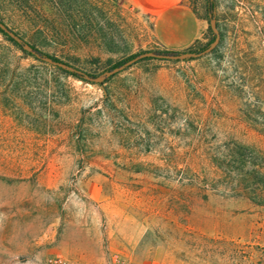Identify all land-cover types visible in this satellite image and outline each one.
I'll return each instance as SVG.
<instances>
[{"label": "rangeland", "instance_id": "obj_1", "mask_svg": "<svg viewBox=\"0 0 264 264\" xmlns=\"http://www.w3.org/2000/svg\"><path fill=\"white\" fill-rule=\"evenodd\" d=\"M182 2L195 39L160 56L130 0H0V264H264V206L195 183L264 141V0Z\"/></svg>", "mask_w": 264, "mask_h": 264}, {"label": "trees", "instance_id": "obj_2", "mask_svg": "<svg viewBox=\"0 0 264 264\" xmlns=\"http://www.w3.org/2000/svg\"><path fill=\"white\" fill-rule=\"evenodd\" d=\"M0 31L5 33L2 28ZM7 38L36 59L61 63V60L56 56L42 51L34 43L26 41L20 36L14 38L7 35ZM155 53L160 56H171L177 55L180 51L177 48H165L158 49ZM137 55L138 52L130 54L126 58ZM126 58L115 61L112 66H120ZM82 75L87 76L88 74L82 72ZM258 123L263 125V128L255 130L264 137V120ZM205 153L207 154L202 155V152H199L197 162L205 163L212 177L209 179V184L205 178H199L195 182L198 191L205 190L206 188L203 187L210 185L227 195L246 198L255 205L264 206V141L242 142L227 138L222 147L212 148ZM186 168H190L188 162ZM201 195L203 197L204 194L201 193Z\"/></svg>", "mask_w": 264, "mask_h": 264}, {"label": "crops", "instance_id": "obj_3", "mask_svg": "<svg viewBox=\"0 0 264 264\" xmlns=\"http://www.w3.org/2000/svg\"><path fill=\"white\" fill-rule=\"evenodd\" d=\"M154 18L156 37L166 48H179L195 39L198 21L182 0H130Z\"/></svg>", "mask_w": 264, "mask_h": 264}, {"label": "built area", "instance_id": "obj_4", "mask_svg": "<svg viewBox=\"0 0 264 264\" xmlns=\"http://www.w3.org/2000/svg\"><path fill=\"white\" fill-rule=\"evenodd\" d=\"M43 264H83V263L74 260L72 261L67 257L58 254H52L44 258Z\"/></svg>", "mask_w": 264, "mask_h": 264}]
</instances>
